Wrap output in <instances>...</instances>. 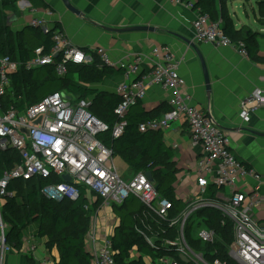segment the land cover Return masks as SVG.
Wrapping results in <instances>:
<instances>
[{"label":"built area","instance_id":"built-area-1","mask_svg":"<svg viewBox=\"0 0 264 264\" xmlns=\"http://www.w3.org/2000/svg\"><path fill=\"white\" fill-rule=\"evenodd\" d=\"M171 2L193 9L192 2ZM20 11L29 13L32 17L29 25L33 28L46 34L53 32L54 45L48 54L43 48H38L34 57L27 61L17 55L0 54V152L14 151L20 159L0 178V202L11 195L8 188L18 180L42 179L49 182L41 194L54 202L76 201L85 191L89 201L94 197L104 205L120 206L134 195L159 222H164L169 228L177 226L175 241L161 238L158 232L152 236L143 233L149 246L156 249L155 241L160 237L161 247L175 251L181 261L186 257L188 264H229L215 258L216 251L207 255L195 249L186 238V229L191 227L193 238L200 244L215 245L219 241L217 233L198 217L203 210L215 209L221 214L223 223L230 221L233 224L229 261L234 264H264V218L261 216L264 210V176L238 161L231 152L228 135L216 125L213 117L195 105L187 83L179 73L183 60L168 48L159 46L152 49L151 66L148 68L143 67L140 58L116 65L102 48L85 51L74 46L60 28H55L50 11L40 15L27 5ZM193 29L198 41L216 47H232L243 57H249L246 46L242 42L233 43L222 31L220 23L212 22L209 15L200 13ZM95 56L104 66L123 69V80L116 88L121 102L115 110L118 118L112 131L115 139L124 133L122 119L130 108L142 102L151 88L159 87L169 95L167 106L170 111L159 119L142 124L140 131L167 130L173 122L183 119L189 126L192 141L201 146L202 156L195 171L197 193L188 198L186 209L178 217L170 218L172 203L159 195L155 185L148 180L147 172L130 179L119 175L113 150L98 138L109 132L110 126L93 114L90 99H81L79 94L68 89L28 104L25 91L17 93L16 77L22 80L24 75L50 66L58 59L56 73L65 77L69 65L91 66ZM263 107L264 95L261 92L240 103L241 114L246 121ZM66 176L71 178L70 182L65 181ZM210 186L218 189L214 197L208 196ZM89 208L85 207L86 210ZM97 218L98 215L92 218L94 224L89 233L91 264H117L111 236L99 234ZM6 229L0 207V264L4 253L10 249L6 245ZM41 264L54 263L43 261ZM153 264L182 263L176 258L163 256Z\"/></svg>","mask_w":264,"mask_h":264},{"label":"crops","instance_id":"crops-1","mask_svg":"<svg viewBox=\"0 0 264 264\" xmlns=\"http://www.w3.org/2000/svg\"><path fill=\"white\" fill-rule=\"evenodd\" d=\"M44 1L52 11L35 10L40 15L50 11L54 26L59 23L61 31L74 46L85 51L102 48L116 65L140 58L143 67L148 68L151 66V51L159 46L176 54L183 60L179 73L185 79L195 105L213 117L216 125L228 135L231 152L238 161L248 164L264 176V138L252 133L264 134V107L249 121L243 118L240 110V103L252 94L261 92L264 95V65L243 57L232 47H216L198 41L193 23L199 18V11L174 5L172 0H68L81 13V16H77L67 9L62 0ZM183 1L194 3L196 0ZM262 2L264 0H228L227 10L237 30L247 27L260 35L257 39L259 56L264 58ZM25 5L32 7L27 0L17 3L20 13L17 20L8 25L13 34L22 33L32 19L29 13L20 11ZM13 16L8 15V18ZM206 74L210 81V92L206 85ZM122 77L113 76L104 79L101 84H83V87L116 94ZM168 97V93L153 87L142 104L150 113L163 105L167 106ZM88 99L94 102L93 97ZM162 131L166 146L173 152L174 169L178 171L177 195L187 204L188 198L197 193L195 171L202 156V148L192 141L189 126L183 119L173 122L169 129ZM114 157L115 164L118 159L125 166L121 175L116 165L121 177L128 179L130 175L131 178L135 176L120 157ZM99 200L92 197L90 203L92 205ZM4 203L1 200V208ZM114 206L104 205L102 201L98 206L97 214L100 213V216L97 226L100 235L108 234L112 237L120 224ZM261 216L264 218V210ZM47 242V238L39 236V226L34 223L23 231L22 247L6 251L1 264H41L43 261L57 264L60 260L59 251L56 247L48 250ZM132 257H139L136 250ZM144 261L153 264L155 260L145 257Z\"/></svg>","mask_w":264,"mask_h":264},{"label":"trees","instance_id":"trees-1","mask_svg":"<svg viewBox=\"0 0 264 264\" xmlns=\"http://www.w3.org/2000/svg\"><path fill=\"white\" fill-rule=\"evenodd\" d=\"M19 1L21 0H0V54L12 56L17 54L21 60L27 61L34 57L38 48H43L45 54L51 51L54 45L53 32L46 34L27 25L22 33L13 34L7 18L8 15L18 16ZM27 1L34 9H51L44 0ZM227 2L228 0H196L193 9L203 15H209L212 22L220 23L222 31L233 43L242 42L248 50L249 58L264 65V58L259 56L257 43L260 35L247 27L237 30L227 10ZM261 12L264 13L263 7ZM55 28H60V24L56 23ZM58 62L60 59L50 66H43L31 74L24 75L22 80L14 78L17 93L20 94L24 90L28 104H35L51 93L68 89L78 93L81 99L93 97L91 111L110 126V131L99 135L98 138L113 150L116 157L122 159L133 175L151 172L154 178L153 184L159 195L172 203L170 218L178 217L186 209L187 204L177 195L178 171L174 169L172 162L173 152L166 146L162 130L140 131L142 124L161 118L170 111L169 107L163 105L148 113L142 102L137 103L122 119L125 123L123 135L115 139L112 131L118 122L115 110L121 102V97L101 90L84 88L83 84H101L106 78L123 75V69L104 66L95 56L93 65H69L67 75L61 77L55 70ZM74 82L79 85H75ZM19 161V156L14 151L0 152V178ZM241 164L251 169L248 164L243 162ZM48 183L40 179L27 182L18 180L10 184L8 192L11 195L4 198L5 203L1 208L2 219L8 229L5 235L6 245L11 249L19 250L23 245V231L37 223L39 236L48 239L47 249L52 250L56 247L59 251L60 260L57 264H91L87 236L91 227V218L101 201L91 205L85 191H82L79 199L73 202L47 200L42 196L41 190ZM19 185L29 186L30 189L21 194L18 190ZM217 192L218 189L214 186H210L207 191L209 197H214ZM86 206L91 207L86 210ZM114 207L120 223L111 237L117 264H146L145 257L156 260L163 256L176 258L184 264L175 251L161 247L159 239L161 237L175 241L178 236L176 225L169 228L164 222H159L134 195H130L122 205ZM198 217L203 218L206 226L217 233L219 241L213 246H203L193 238L192 228L187 227L186 238L189 244L207 255L216 251L215 258L234 264L229 261L228 256L234 238L233 224L230 221L223 223L221 214L215 209L203 210L198 213ZM157 232L160 237L156 239V249H154L147 244L143 233L152 236ZM135 250L139 254L138 258L132 257Z\"/></svg>","mask_w":264,"mask_h":264},{"label":"water","instance_id":"water-1","mask_svg":"<svg viewBox=\"0 0 264 264\" xmlns=\"http://www.w3.org/2000/svg\"><path fill=\"white\" fill-rule=\"evenodd\" d=\"M62 1L64 2V4H65V6L67 7V9H69L71 12H73V13L76 14L77 16H81V13H80L78 10L74 9V8L70 5V3L68 2V0H62ZM16 20H17V16H16V15H14L13 17L8 18V25H10L12 22H14V21H16ZM29 26H30V25H29ZM141 29L148 30L147 27H142ZM137 30H140V28L137 29ZM206 85H207V87H208V91L210 92V87H209V86H210V81H209V78H208L207 74H206ZM251 132H252V131H251ZM252 133L255 134V135H257V136H260V137H263V138H264V134H259V133H256V132H252ZM147 178H148V180H149L151 183H154V178H153V175H152L151 172H148V173H147ZM64 179H65L66 182H70V181H71V178L68 177V176H66ZM182 261H183V263L188 264V259H187L186 257H182Z\"/></svg>","mask_w":264,"mask_h":264},{"label":"rangeland","instance_id":"rangeland-1","mask_svg":"<svg viewBox=\"0 0 264 264\" xmlns=\"http://www.w3.org/2000/svg\"><path fill=\"white\" fill-rule=\"evenodd\" d=\"M261 7H263L264 8V2H262V4H261ZM116 165H117V167H118V170H119V172H120V174L122 175V172L125 170V166H124V164L120 161V160H116ZM131 176L132 175H130V177L128 178V179H130L131 178ZM21 187V188H20ZM30 189V187L28 186V187H23V186H20L19 185V192H21V194L23 193V192H26V191H28ZM19 192H17V195H19ZM98 208L97 209H95V211H94V213H93V219L95 218V216H96V214L98 213ZM98 215V217L100 216V213L99 214H97ZM98 220H97V223H99V218H97ZM94 224V222L92 221V225ZM202 230V229H201ZM187 234V233H186Z\"/></svg>","mask_w":264,"mask_h":264}]
</instances>
